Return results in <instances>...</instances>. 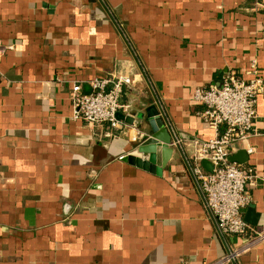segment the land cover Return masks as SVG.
Masks as SVG:
<instances>
[{"label":"crops","instance_id":"0c3cea01","mask_svg":"<svg viewBox=\"0 0 264 264\" xmlns=\"http://www.w3.org/2000/svg\"><path fill=\"white\" fill-rule=\"evenodd\" d=\"M0 45V264H264V239L241 250L264 232V90L252 152L229 156L255 173L246 233L218 232L188 141L214 135L196 88L253 58L264 82V0H0ZM122 76L117 127L72 118L73 84ZM150 106L175 138L155 171L119 159L151 133L124 117Z\"/></svg>","mask_w":264,"mask_h":264},{"label":"built area","instance_id":"2783aa9c","mask_svg":"<svg viewBox=\"0 0 264 264\" xmlns=\"http://www.w3.org/2000/svg\"><path fill=\"white\" fill-rule=\"evenodd\" d=\"M11 48L0 45V58ZM245 73L247 78L228 69L222 75L220 86L198 87L193 93L194 100L202 106L197 115L208 124L214 135L208 140L188 139L194 163L191 172L200 184L215 226L223 237L241 235L249 229L242 217V209L250 200L248 188L255 173L251 167L242 168L229 161V156L237 142L246 145L248 153L253 150L247 141L255 134L256 97L263 92L264 82L255 58L250 60ZM130 83L131 78L126 76L95 78L89 82L90 93H82L80 86L73 84L72 118L90 125L106 123L117 127L120 123L117 113L128 109L120 102L122 88ZM201 160L210 163V171L200 168L198 162ZM263 239L264 232H255L241 250ZM236 253L231 251L229 256Z\"/></svg>","mask_w":264,"mask_h":264},{"label":"water","instance_id":"95a60500","mask_svg":"<svg viewBox=\"0 0 264 264\" xmlns=\"http://www.w3.org/2000/svg\"><path fill=\"white\" fill-rule=\"evenodd\" d=\"M117 117L122 118L123 116L117 113ZM124 119L128 124L135 123V120L141 122L147 119L151 127V133L122 159L144 170L155 171L154 166L163 168L174 153L171 143L175 141V138L164 127L159 112L154 106H150L144 108L141 112L132 110ZM174 147L183 155L178 143H175ZM235 160L238 159L234 156L229 157V161L235 162Z\"/></svg>","mask_w":264,"mask_h":264}]
</instances>
